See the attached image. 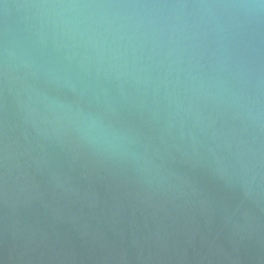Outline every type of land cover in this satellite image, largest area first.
<instances>
[{
  "label": "water",
  "instance_id": "water-1",
  "mask_svg": "<svg viewBox=\"0 0 264 264\" xmlns=\"http://www.w3.org/2000/svg\"><path fill=\"white\" fill-rule=\"evenodd\" d=\"M0 264H264V0H0Z\"/></svg>",
  "mask_w": 264,
  "mask_h": 264
}]
</instances>
